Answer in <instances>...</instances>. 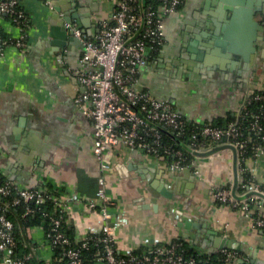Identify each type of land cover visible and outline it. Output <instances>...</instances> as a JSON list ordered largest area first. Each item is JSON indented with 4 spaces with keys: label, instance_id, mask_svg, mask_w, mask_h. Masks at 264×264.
<instances>
[{
    "label": "crops",
    "instance_id": "crops-1",
    "mask_svg": "<svg viewBox=\"0 0 264 264\" xmlns=\"http://www.w3.org/2000/svg\"><path fill=\"white\" fill-rule=\"evenodd\" d=\"M53 1L70 8L69 0ZM86 1L81 0L85 6L77 5L70 12L79 13L73 20L93 32L100 20L109 17L112 2ZM48 2L20 0L30 20L26 44L22 48L8 45L0 55V175L19 187L49 185L51 191H59L69 204L66 226L78 241L100 233L102 217L97 207L88 205L90 200L99 204L95 191L100 168L92 150V120L82 102L75 100L74 70L80 66V47L73 45L65 54L52 42L61 31L62 12L54 11ZM215 3L183 0L165 19L163 45L140 66L137 75L140 88L166 98L188 120L209 121L236 109L246 93L255 89L264 93V27L250 70L244 75L238 64L234 69L227 63L225 70L196 72L184 71L187 65L176 59L174 64L169 62L188 40L207 46L202 23ZM262 11L254 18L264 23ZM0 29L18 35V28L6 18H0ZM189 54L184 51L183 57L193 68L195 61ZM106 158L110 164L104 174L106 190L115 199L110 222L115 225L116 251L151 248L172 239L206 251L207 246L224 242L240 250L231 264H264V228L254 224L252 211L216 204L213 199V187L233 182V152L223 141L212 142L196 154L189 167L176 170L164 159L122 143L109 146ZM243 166L264 185V153L245 157ZM236 169L241 177L238 165ZM257 208L264 213V203ZM23 234L34 258L50 262L53 251L42 226H27ZM0 264H5L1 252ZM94 264L105 263L99 258Z\"/></svg>",
    "mask_w": 264,
    "mask_h": 264
},
{
    "label": "built area",
    "instance_id": "built-area-1",
    "mask_svg": "<svg viewBox=\"0 0 264 264\" xmlns=\"http://www.w3.org/2000/svg\"><path fill=\"white\" fill-rule=\"evenodd\" d=\"M182 1L111 0L109 17L100 20L97 31L93 34L82 31L74 20L66 24L82 42L80 66L74 70L78 90L75 100L82 102L83 111L92 120V150L100 168L95 191L99 204L90 200L88 205L97 207L103 222L99 235H84L80 239V245L87 247L92 239L100 242L105 264H207V259H199L188 252L179 239L155 244L139 254H130L129 251L124 252L127 256L115 254V225L110 222L115 199L106 190L104 175L110 167L106 158L109 146L122 143L138 147L153 157L164 159L170 169L176 170L189 167L196 154L205 150L212 142L223 141L235 154L237 163V154L242 153L247 144L245 131L250 128L258 139L250 145L253 155L264 153V132H261L263 126L258 122L257 115L248 123L234 118L224 126L200 120L197 124H189L187 118L166 98L154 96L138 86L140 66L163 45L165 19L179 8ZM48 3L51 7V2ZM0 18L8 19L18 28L17 36L5 34L0 29V55L11 44L24 47L30 20L20 0H0ZM258 97L259 95L254 96ZM246 99L245 94L241 104ZM240 105L235 109L238 114L242 113ZM222 137L225 139L222 140ZM239 163L238 160L236 166ZM241 169L245 170L243 161L239 170ZM195 172L199 175L197 170ZM241 180L242 175L238 176L237 183ZM232 183L226 187H213V199L247 213L252 210L251 203L256 207L263 205L264 189L252 175L241 193L235 187L233 194ZM11 191L14 192L11 200L13 203L32 200L39 204L45 198L50 199L57 208V214L51 217V225L45 237L47 244L50 247L58 242L69 244L68 237L59 227L69 204L59 192L44 194L40 187H19L0 178V196H7ZM253 222L256 226H263L264 216L253 219ZM15 244L13 222L0 207V252L5 264H25L29 257L28 254L13 256L11 252ZM215 252H221L226 260H232L236 256V252L227 247L216 248L213 253ZM64 254L67 264H81L77 248L69 246Z\"/></svg>",
    "mask_w": 264,
    "mask_h": 264
},
{
    "label": "water",
    "instance_id": "water-1",
    "mask_svg": "<svg viewBox=\"0 0 264 264\" xmlns=\"http://www.w3.org/2000/svg\"><path fill=\"white\" fill-rule=\"evenodd\" d=\"M47 1L51 2V8L54 11L57 13L62 12L61 15L59 14L62 24L61 31L56 34L52 42L58 47H61L65 54L71 52L70 49L73 45L79 46L81 50L82 42L73 35L72 30L66 24L73 20L74 16H80L78 12V14L70 12L71 9H78L76 7L77 5L78 7H83L87 1L84 0L86 2L82 3L81 0H69L70 8L65 9L58 6L53 0ZM262 3V0H216L214 11L208 12V20H204L202 23L207 30V39L204 40L207 46L200 47L196 44H190L191 41L188 40V42L182 43V50L177 51L175 57H171L169 62L174 64L176 63L174 59H176L178 63L181 62V64L187 65L184 71L194 70L196 72H201L204 68H207L209 71L215 69L225 70L227 63L230 64L228 66L230 69H234L235 65L238 64V66L242 65L239 73L244 75L250 70L251 63L257 51L259 32L264 27L263 22H258L254 18L258 14L257 12L263 14ZM76 23L87 34H93L97 31L96 28L93 32H89L81 24ZM199 39L201 40L200 37ZM184 51L190 53L188 58L195 61V67L192 68L184 60ZM224 139L225 137H222V140ZM237 181L236 156L233 154V194H235ZM163 192L165 193V191ZM222 247L235 249L222 242L217 245L207 246L206 252L212 254L216 248Z\"/></svg>",
    "mask_w": 264,
    "mask_h": 264
},
{
    "label": "trees",
    "instance_id": "trees-1",
    "mask_svg": "<svg viewBox=\"0 0 264 264\" xmlns=\"http://www.w3.org/2000/svg\"><path fill=\"white\" fill-rule=\"evenodd\" d=\"M247 99L246 101L240 105L242 110L241 114H238L234 109L232 111H227L225 115L215 116L211 118L209 122L213 125L224 126L231 119L241 120L243 123H248L251 120L255 119L254 115H257L258 122L263 126L261 132H264V93L261 90H253L246 93ZM255 95H259L258 98H254ZM189 124H197L199 121L196 120H188ZM245 138H247V144L244 147L242 153L237 154V158L239 160L238 168L242 166V159L247 156H253V151L250 148V145L254 143L256 140V133L252 129H247L245 131ZM258 142V141H257ZM190 157V156H189ZM190 160V158L188 159ZM187 160V161H188ZM242 180L237 183L236 190L241 193V191L245 190L248 181L251 179V175L248 171L241 169ZM1 179H5L0 175ZM228 186V185H226ZM220 186V187H226ZM260 186L264 189V185L260 184ZM42 192L44 194H49L51 192L58 193L59 191H51V187L47 185L45 188H42ZM14 196V192L7 196H0V207L3 208V211L7 218H9L13 222V229L15 232L16 244L12 248L11 254L13 256H23L28 254V258L25 260V264H67V257L64 254V251L67 247L72 246L77 248L79 251V255L81 256V264H94L99 258L103 257V248L100 242H97L96 239L89 240L87 247H81V240H75L72 235V230L66 226L65 215L63 219H61L59 227L63 230L64 234L69 239V244L65 243H55L51 248L53 251L52 259L50 262H45L44 260H38L34 258L30 251V244L26 241L23 231L27 226L31 225H41L43 228L44 236L46 237L47 231L51 225V217L57 214V208L54 203L45 198V200L39 204H36L32 200L20 201L18 203L11 202L12 197ZM216 204H220L218 200H214ZM251 207V216L255 220L258 217L264 216V213L258 211L257 207H254V203L250 204ZM264 228L263 226H260ZM95 236V235H92ZM183 246L187 249L188 252L193 253L199 259H207V264H231L232 260H226L224 255L221 252H215L212 254H207L206 252L199 253L194 248L189 247L185 241L180 240ZM161 244V243H158ZM146 249V247L139 246L132 250H129L130 254H139L142 250ZM236 252V256L240 254L239 249H233ZM117 256H127L128 254L118 252L115 253Z\"/></svg>",
    "mask_w": 264,
    "mask_h": 264
},
{
    "label": "rangeland",
    "instance_id": "rangeland-1",
    "mask_svg": "<svg viewBox=\"0 0 264 264\" xmlns=\"http://www.w3.org/2000/svg\"><path fill=\"white\" fill-rule=\"evenodd\" d=\"M262 9H264V7L262 8ZM179 111V110H178ZM180 112V111H179ZM183 114V113H182Z\"/></svg>",
    "mask_w": 264,
    "mask_h": 264
}]
</instances>
